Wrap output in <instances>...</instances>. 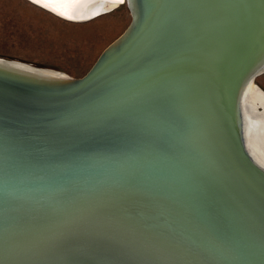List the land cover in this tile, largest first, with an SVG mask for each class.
I'll return each instance as SVG.
<instances>
[{"label": "water", "instance_id": "1", "mask_svg": "<svg viewBox=\"0 0 264 264\" xmlns=\"http://www.w3.org/2000/svg\"><path fill=\"white\" fill-rule=\"evenodd\" d=\"M124 4L81 78L0 58V264H264V0Z\"/></svg>", "mask_w": 264, "mask_h": 264}, {"label": "rangeland", "instance_id": "2", "mask_svg": "<svg viewBox=\"0 0 264 264\" xmlns=\"http://www.w3.org/2000/svg\"><path fill=\"white\" fill-rule=\"evenodd\" d=\"M130 21L126 4L93 20L71 23L26 0H0V58L81 78ZM254 84L264 92V73Z\"/></svg>", "mask_w": 264, "mask_h": 264}, {"label": "bare ground", "instance_id": "3", "mask_svg": "<svg viewBox=\"0 0 264 264\" xmlns=\"http://www.w3.org/2000/svg\"><path fill=\"white\" fill-rule=\"evenodd\" d=\"M26 1L31 5L35 6L28 0ZM40 5L43 6V4ZM118 6L120 5L111 3L106 0V1H102L100 4H95V5L93 4L86 8L82 7L81 9H77L76 12L75 11L74 12L78 14H84L87 13L89 10L90 12L96 10V12L92 14H96L102 11L104 13H102L101 15H103L110 12L111 10L115 9ZM48 9L51 10V8ZM71 23H77V22H71ZM242 105H243L244 115L247 121L250 123L248 129L245 128L247 144L255 151V153L260 159V162L264 165V92L254 83L249 84V86L247 87V89L243 94Z\"/></svg>", "mask_w": 264, "mask_h": 264}, {"label": "snow or ice", "instance_id": "4", "mask_svg": "<svg viewBox=\"0 0 264 264\" xmlns=\"http://www.w3.org/2000/svg\"><path fill=\"white\" fill-rule=\"evenodd\" d=\"M111 3L124 4L125 0H109ZM34 4H43L46 8H51L52 11L57 12L61 16H65L68 19H82L84 17H77L70 15L63 9L79 6L82 4V0H32Z\"/></svg>", "mask_w": 264, "mask_h": 264}, {"label": "flooded vegetation", "instance_id": "5", "mask_svg": "<svg viewBox=\"0 0 264 264\" xmlns=\"http://www.w3.org/2000/svg\"><path fill=\"white\" fill-rule=\"evenodd\" d=\"M261 89V88H260Z\"/></svg>", "mask_w": 264, "mask_h": 264}]
</instances>
